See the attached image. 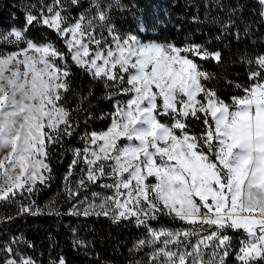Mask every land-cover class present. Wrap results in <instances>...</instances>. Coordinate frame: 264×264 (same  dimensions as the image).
Listing matches in <instances>:
<instances>
[{
    "label": "snow or ice",
    "instance_id": "6c2138e0",
    "mask_svg": "<svg viewBox=\"0 0 264 264\" xmlns=\"http://www.w3.org/2000/svg\"><path fill=\"white\" fill-rule=\"evenodd\" d=\"M259 3L264 24V0ZM38 4V14L31 10L37 5L26 10L22 27L0 31V48L12 46L0 51V202L31 194L50 178L49 148L73 136V112L87 99L77 94L76 107L64 103L75 66L102 83L113 110L105 130L85 132L83 147L72 149L65 177L69 197L92 185L102 191L92 192L90 201L85 196L69 214L134 220L144 231L129 251L148 249L147 264L264 261V52L237 58L246 66L247 82L228 80L239 94L225 100L208 86L217 74L197 62L222 64L220 49L145 41L143 20L121 33L112 12L128 8L122 0ZM73 6L83 9L75 17ZM240 11L230 9L221 25L226 32ZM36 25L52 30L65 51L54 41L29 38ZM251 30L246 26L244 35ZM235 36L239 40L240 32ZM191 120L202 131L193 132ZM80 163L74 191L70 177ZM19 211L32 209L21 204ZM162 217L186 227L164 225ZM21 239L0 248L7 256L0 264H36L17 255L12 245ZM57 264L66 261L61 257Z\"/></svg>",
    "mask_w": 264,
    "mask_h": 264
},
{
    "label": "trees",
    "instance_id": "16d2710c",
    "mask_svg": "<svg viewBox=\"0 0 264 264\" xmlns=\"http://www.w3.org/2000/svg\"><path fill=\"white\" fill-rule=\"evenodd\" d=\"M44 2L50 3L51 0ZM81 3L87 6L88 0H81ZM122 3L128 8L112 12L113 22L121 33L137 29L143 20L148 28L142 34L145 41H172L177 45L195 42L204 44L210 51L220 49L222 64L198 58L197 62L203 64L204 70L217 74L218 78L209 82L208 86L216 87L225 100L239 94L227 83L228 80L247 82L246 66L238 63L237 58L243 53L256 55L264 52V24H261L262 6L259 0H122ZM31 5H37L31 10L33 14H38V0H0V31L22 27L26 10ZM237 7L241 11L231 16L236 24L226 32L221 25L228 21L230 9ZM82 10L74 6L70 9L73 17ZM249 25L252 30L245 36L243 30ZM237 31L240 32L239 40L235 36ZM28 36L37 43L54 41L61 51H65L57 35L46 27L33 26ZM9 50L12 46L0 48V51ZM72 73V88L66 94L64 103L73 108L80 102L77 94L87 98L83 108L73 112L75 132L49 148L51 174L45 184H37L33 193L17 195L12 202H0V248L16 237L22 238L20 243L12 245L17 255L31 257L36 264H57L61 257L66 264H129L130 261L136 264L141 260L147 264L148 249L129 251L144 231L136 227L134 220L114 222L103 215L85 217L69 214L73 205L79 206L85 196L90 201L91 193L101 190L98 185H92L88 191L80 190L78 197H69L65 191V177L74 159L72 149L83 147L81 137L85 132L105 130L110 123L107 114L113 110L112 101L105 98L101 82L94 81L75 66ZM189 123L193 132L202 131L203 125L198 121L191 120ZM82 167L84 165L80 163L72 169L70 180L74 191ZM21 204L31 206L32 211L20 213ZM160 223L169 227H186L168 217H162ZM154 226L158 225L154 223ZM5 258L6 254L0 250V259ZM228 264H233L231 258ZM258 264H264V261Z\"/></svg>",
    "mask_w": 264,
    "mask_h": 264
},
{
    "label": "rangeland",
    "instance_id": "374dc122",
    "mask_svg": "<svg viewBox=\"0 0 264 264\" xmlns=\"http://www.w3.org/2000/svg\"><path fill=\"white\" fill-rule=\"evenodd\" d=\"M0 155H2V154H0ZM99 187V186H98ZM100 188V187H99ZM101 189V188H100ZM100 191H102V189L100 190Z\"/></svg>",
    "mask_w": 264,
    "mask_h": 264
}]
</instances>
